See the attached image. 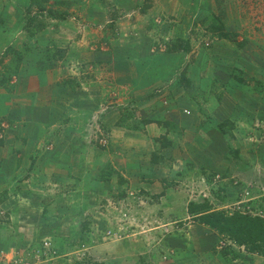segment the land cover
<instances>
[{"label": "rangeland", "instance_id": "obj_1", "mask_svg": "<svg viewBox=\"0 0 264 264\" xmlns=\"http://www.w3.org/2000/svg\"><path fill=\"white\" fill-rule=\"evenodd\" d=\"M17 2L16 0H0V14L3 15V18L0 17V29L1 27L6 29L12 24L13 20L15 21L17 12L14 9ZM201 2L205 6H201L202 8L200 9ZM146 4H151L155 8V12H153L154 19H152L151 27L148 28V31H150L148 34L150 38L158 40L155 42V50H160L158 54H161L157 57L158 63L172 67L175 63L173 57L164 56L167 53L173 52L172 50L168 52L166 47L164 46L163 48V44L159 43V39L162 40L161 38L163 37H171L172 39L169 40L172 41L176 40L177 35L181 40L187 39L190 45V52L193 55L195 54V59H191L189 56L186 57V55L183 58L186 63L185 68H188L186 67L187 64L190 67V69L188 68V73L195 77L188 92L184 93L185 98H187L185 102L192 106L191 108L194 111H196L195 104L200 99L199 92L203 85L200 83L199 76L202 75L203 77L207 72V81L204 84L211 78L208 92L210 99H215L214 95L221 88L223 80L228 81L231 77H237L239 80L243 79L246 81V76L253 75L251 73L253 67L250 59V57H253V53L249 45L250 41L254 40V46L257 47V50L263 51L260 38L264 36V0H146ZM151 6L149 5V7ZM31 12H34L33 7H31ZM212 14L218 18L219 22L221 21L223 24H226V28L229 30L226 34L229 39L221 38L217 31H213L210 28L212 26L210 25ZM44 16L45 14H43L42 18L45 24L44 28H48L54 21L47 23ZM117 17L118 14L114 15L112 19L115 20ZM237 18H240L242 21L239 22ZM235 22L241 24V26H237ZM18 26L14 25L10 29L15 31L18 29ZM116 26H114L113 22L106 25L103 28L105 29V37L98 40L100 41L98 43L95 42L93 37L88 35L89 31H97V27L95 26L80 24L78 33L75 35L76 40H72L74 36L71 38L70 33L62 34V28H59V35L63 36L65 41L64 44L63 42L60 43L61 45L63 44L62 47H57L54 39H49L47 30L42 32L47 37H43V34L39 37V33L37 35L33 34L37 38L34 40H30V36L24 37L22 31L20 33V30H17L18 32H14L15 35L13 36L17 41L14 48L16 51L20 50L24 54L20 62H34V69H52L53 73L51 76L54 75L56 81L61 80L62 83L64 82V84L71 86V88L82 89L83 92H87V86L92 89V84L96 86L97 83L109 81L107 75L101 73L103 72L101 70L104 65L98 66V70L96 71L95 68H97L98 64L94 60H90V62L82 58L78 59L80 52L86 54L88 58L92 51L105 50L112 40H116L112 41L113 43L121 40L119 35L123 33V30L128 31V34L139 35L138 25H134L135 28H132V30L127 24ZM85 29L88 31V34L82 33ZM22 30L26 31L27 29L23 27ZM223 30L224 28L222 27V33H224ZM29 40L34 46L24 43L26 41L29 43ZM42 40L51 41L53 46L50 50H44L41 54L42 56H40L38 48L42 46ZM240 40H244V48L243 45H238L237 42ZM20 42L23 43L19 45ZM6 47L13 48L0 34V59L2 65L9 64V61L15 59L11 51H4V49H7ZM24 47H29L31 54L28 55L24 51ZM203 53L206 56L203 57ZM196 54H199L201 59H197ZM46 55L50 57L45 59ZM86 55L83 56L85 57ZM1 63L0 78L5 76L1 73ZM244 65L249 66L251 71ZM186 69L182 66L179 71L177 70L176 75L172 77L174 78L172 79L173 86L177 85L178 78L176 76L180 74V70L183 72ZM240 74H242V78ZM169 77L170 74H168ZM111 78H113V75H110V83L111 87L114 88ZM157 81L158 77H155L154 84L159 86L158 89L155 88V91L151 93L152 96L144 98L148 101H140H145L146 106L142 109H145L147 113L153 111L152 102L157 100L166 101V94L161 88L164 86L163 82ZM232 83L238 88L235 81H232ZM240 84H243L240 91L244 103L243 107L239 103L236 111L240 109L243 112L249 111V109L252 110L247 114L243 113V117L241 115L238 116L239 113H237L234 121L230 122L232 126L226 132L225 138L229 144L227 146L228 156L232 157L231 160L238 165V168H241L239 164L241 162L237 156L239 152H241L243 157L241 160H247L241 164L245 163L248 168L242 167L243 169L238 171L237 175L234 176V179H237L236 184L232 183L233 179H229L232 185L240 184L241 187L235 189L231 194L225 195V189L221 188L218 184L222 179L219 174L211 178L208 174L204 175L206 173H203V175L209 178L211 185L209 187L204 185L199 169L201 164L195 163L192 160L193 154L185 145L190 144V140L193 141L191 139L192 134L187 133V137L177 135V133L170 134L165 129L167 127L166 124L170 122L165 120L160 121L161 125H163L161 128L163 137L156 145L168 144V149H179L181 147L184 149V152H188L186 154L187 160L191 162L190 164H194V169L190 173L184 171L185 173L182 175L181 173L174 175V173L170 172L167 178H158L159 181H163V184L156 181V185L151 186V191L148 188L137 189L133 187L129 189V187H126L119 189L115 195L102 201L100 200L103 199L101 197L97 196L93 198V192L88 187L85 188L83 182L86 184L87 181H92L94 177L91 173L92 163L89 161L91 160L92 151L98 152V157L94 155L92 161L95 164L101 165L99 152L105 150L109 145V134H107L104 128L103 116L109 112H116L117 114L120 112L123 114L122 117L126 116L129 118V114L134 111L135 116L140 117L137 113L139 109L135 105V101L128 98L123 100L120 93L119 99L123 100V104L119 105L117 104L119 100L117 92L113 91L111 92L114 94L112 98V94L106 96V105H100L98 107L100 109L97 108L98 110L88 115L83 123L84 128H82V132L74 131L76 137L69 136L70 139H67L65 135L60 140L52 141L50 139L48 141L50 137L49 132L45 141V148L48 152L69 150L66 153L68 158L70 155L79 158V171L76 176H78L77 179L80 181L79 187L82 189L83 194L81 204H78L79 212L74 216V209L70 208L67 201L69 199L68 195H66L67 191L59 188L55 194H63V201H61L60 206L61 211L56 212L53 218L43 219V224L38 230L36 229L35 235L29 232L17 234L11 231L9 233V229H6L4 226L0 227V264H6L7 261L16 258H25L29 264H50L51 260L59 257H62V259L66 258L68 264H114V261L110 260V256L113 255L117 258L115 259V264H214L216 258L214 255H210L209 252L200 254L199 252H193V250L188 252L180 249L181 246L183 248L188 247L191 242L198 241L199 243H203L199 237L201 231H195V228L198 227L197 224L189 219L185 213V207L189 201L207 199L212 203L214 208H220L225 212L235 210L264 218V108L257 110L256 102H258L257 97L260 93L254 91L250 83L247 84L243 81ZM206 86L208 85L206 84ZM191 89L193 90L191 91ZM196 91L197 93H195ZM191 92L194 95H191ZM149 97L154 98L148 99ZM178 99L180 98L178 97ZM190 99L192 102H190ZM108 101H110V104H107ZM189 105L187 106L188 108ZM162 106H165V103H162ZM195 115L198 119L202 116V113L200 112V115H198L195 112ZM129 122L126 121L125 123ZM2 128H6V125H3V123ZM55 130L52 133H57V130ZM146 139L144 142L147 144L153 137L149 133ZM130 140L132 141V139ZM130 145L137 147V144H133L132 142ZM70 147L72 148L70 149ZM75 148L78 151H74ZM141 148L144 149L143 144ZM230 151L235 154L232 155ZM250 159L251 162L249 161ZM76 160L73 161L75 162ZM69 162L70 160L67 161V163ZM248 162L249 164H247ZM31 175L35 177V181L31 180L29 184L31 185V189L35 191L37 186H41L39 181H45L41 178L44 173H40L39 176L38 173L32 174L28 172L27 176L31 177ZM45 177L46 175H44ZM49 177H53V174L51 173ZM153 180V178L147 180L148 186L153 183ZM89 192H91V196H89ZM74 195L76 196V194ZM2 214L3 212L0 209V223L5 224L7 220L2 217ZM64 220L71 222L69 227H66V231L63 227L65 225L62 224ZM193 233H197V237ZM211 237L210 235L208 238L210 239ZM32 239H35V242L31 244ZM42 242H49L50 246L54 247L57 252L55 257L50 259L48 257L46 260L36 262L32 255L27 256V254H29V250L39 247ZM211 242L212 240L208 241L207 247L211 246ZM173 248L175 249L173 250ZM123 254H125L127 259L134 258L135 261H126L124 263L122 259H118ZM76 259L78 260L76 261Z\"/></svg>", "mask_w": 264, "mask_h": 264}, {"label": "crops", "instance_id": "obj_2", "mask_svg": "<svg viewBox=\"0 0 264 264\" xmlns=\"http://www.w3.org/2000/svg\"><path fill=\"white\" fill-rule=\"evenodd\" d=\"M16 1L18 2L14 9L15 12H17L15 21L13 20L12 24L6 29H4V27L0 29L1 37L6 40L13 49L17 42L16 38L13 37L15 35L14 32L20 30L22 26V13L27 8L29 9L30 6L34 9L43 8L54 14H63V20H53L54 22L51 26L44 28V30L39 33L40 37L43 34L42 32L47 30L50 37L49 39H54L55 45L57 43V47H62L65 43L64 37L59 35V28H62V34L70 33L71 38L74 36L72 40H76L75 35L78 33L80 24L97 27V31H89V34L86 29L82 31V33L85 32L93 37L97 43L100 42L98 40L105 37V29L103 28L110 22H113L114 26L127 24L131 30L135 28L134 25H138L139 35H132V33L128 34V31L123 30V33L119 35L121 40L116 43L112 42L116 40H112L105 50L92 51L88 58L86 54L80 52V57L78 59L82 58L85 59V61L94 60L98 64L97 68L94 66L96 71L98 70V66L104 65L105 68H102L101 71L103 72L101 73L107 75L109 81L106 83H97L96 86L92 84V89L87 86V92H83L82 89L71 88V86H67L64 82L62 83L61 80L56 81L54 75L51 76L53 73L52 69H34V62L12 63L9 61V64H7L11 67L9 73H12L13 76L0 85V119L8 123L7 125V123L3 122L6 128H4L5 131L0 134V209L3 212L2 217L7 220L5 224L0 223V227L4 226L6 229H9V233L11 231L17 234L29 232L35 235L43 224V219L53 218L56 212L61 211L60 206L61 201H63V194H55L59 188L67 191L66 195H68L69 198L67 201L70 208L74 209V216H76L79 212L78 204H81L83 196L82 189L79 187L80 181L77 179L78 176H76L79 171V158L72 155L68 158L66 153L69 150L48 152L45 148V141L49 134L50 137L48 141H50V139L52 141L60 140V138H64L65 135L67 139H70L69 136L73 138L76 137L74 131L82 132V128H84L83 123L88 115L100 109L98 108L100 105H106L105 98L108 94H112L111 92L113 91L117 92L118 99L121 93L123 100L128 98L135 101V105L138 106L137 108L139 109L137 113L140 115V118L144 120L149 119V122L144 123L141 128L135 127L133 130H130V128L124 124L127 120H124V123L121 121L123 120L121 119L123 114L120 112L118 114L116 112H109L103 116V125L107 134H109V145L105 150L99 152L101 165L98 163L95 164L92 161L94 155L98 157V152L92 151L91 160L89 161L92 163L91 173L94 177L92 181H87L86 184L83 182V186L85 188L88 187V189L93 192V198L98 196L103 198L100 199L102 201L105 198H110L112 195H115L119 189L126 187H129V189L133 187L137 189L148 188L151 191L150 188L152 185H156V181L163 184V181H159L158 178H167L170 172L174 173V175L177 173H181L182 175L185 172L190 173L191 169H194V164H191L192 167L189 169L188 164L191 162L187 160L186 154H188V152H184V149L181 147L179 149H168V147L156 145L163 137L161 132L163 125H161L160 121L165 120L170 122L166 124L167 127L165 128L170 134L177 133V135L186 137L187 133L192 134L191 139H193V141L190 140V144H185L188 150L193 154L192 160L195 161V163H200L201 165H199L205 168L204 171H206L207 174H211V178L219 174L222 179L218 184L221 188L225 189V195H229L235 191V189L241 187L240 184L234 186L232 183L236 184L237 179L235 180L234 176L237 175L238 171H241L243 168H248L245 163L243 165L241 164L247 160H241L243 157L241 152H239L237 156L241 162L239 163L241 168H238V165L228 156L225 142L220 141L221 138L212 129L210 123H205L206 120H204V117H207L215 123L223 120L233 122L237 113H239L238 116L241 115V117H243V113L247 114L251 111L252 109L246 112H243L241 109L236 111V108L239 107V103L240 105L242 104L243 107L244 100L240 91V87L242 88L243 86L237 84L240 86L237 88L232 83V81L238 79L237 77H231L228 81L223 80L221 82V88H219L214 95L215 99H210L208 87L211 78L206 83L208 86H206V84H204L208 76L206 72L203 77L202 75L199 76L200 83L203 85L199 92L200 99L197 101V104H195L196 111H194V109L191 108L192 106L185 102L187 98H185L184 93L186 91L188 92L195 77L188 73L190 67L187 64L186 67L189 69L185 68L186 63L183 58L186 55V57L189 56L191 59H195V54L193 55L190 50L186 53L180 51L167 53L164 55L165 57H173L175 59L174 66H166L158 63L157 57L161 55L158 54L160 50H155V42L158 40L150 38L148 34L150 32L148 28L151 27L152 19H154V6L152 7L151 4H149L151 7L146 9L147 11H145L144 14H140L138 9L142 4V0ZM201 6H205V4L201 2L200 9L202 8ZM116 14H118L120 18L117 17L115 20L112 19ZM0 17L3 18V15L0 14ZM237 19L239 22L242 21L240 18ZM235 23L237 26H241V24ZM14 25H19L17 27L18 31L10 29ZM226 27V24H223L224 33L229 31ZM22 34L24 37L29 36L26 33ZM43 37L47 36L43 34ZM176 37L179 36L177 35ZM29 39L34 40L37 38L36 36H30ZM161 39L162 40L159 39V43L161 42L164 48V44L167 45L166 41H171L169 39L172 38L163 37ZM30 40V44L27 41L24 43L34 46ZM260 40L263 49L262 52L258 51L257 47L254 46V40L250 41L249 48L252 49L251 52L253 53V57H250V59L253 71H251L249 66H244L250 70L253 75L246 76V81L242 79V82L244 81L247 84L250 83L252 89L260 93L257 97L258 102H256L257 110L264 108V36H261ZM61 42H63L62 45L60 44ZM243 42L244 40H240L237 43L239 45ZM22 43L23 42H20L19 45ZM44 44L43 42V45ZM41 49L42 48H38L39 52ZM29 54H31V52L28 50V55ZM83 55L86 56L84 57ZM196 55L197 59H201L199 54ZM204 56L206 55L203 53V57ZM179 65L181 68L183 66L184 69H186L183 71L185 81L180 82L177 79V85L173 86L172 79L174 78L172 77L176 75L177 70L179 71V69H181ZM179 73H182V70H180ZM168 74H170L169 78ZM110 75H113L111 80L114 88L111 87ZM6 76L7 73L3 78ZM240 76L242 78V74H240ZM155 77H158L157 82H163L164 86L161 88L166 94V101L157 100L152 102L153 111L147 113L145 109H142L146 106L144 102L147 99L144 98L152 96L151 93L155 91V88L158 89L159 86L154 84ZM165 79H167V81H165ZM186 81L188 83H186ZM230 88L232 89L230 90ZM192 90L193 89H191V91ZM195 93H197V91ZM191 95H194V93ZM113 96L114 94H112L111 98ZM178 97L180 99H178ZM150 98L154 97H149L148 99ZM122 99H119L117 104L122 105ZM141 100L145 101L140 102ZM190 102H192L191 99ZM162 103H165V106H162ZM107 104H110V101H108ZM188 105L189 108L187 107ZM195 112L198 115H200L201 112L202 116L197 119ZM207 122L209 121L207 120ZM206 124H208L207 128ZM55 129L57 133L54 134L52 132ZM149 133L153 139L146 144L144 141L147 140L146 136L149 135ZM207 137H209L208 139H210L211 143L215 138V140L220 141L222 146L207 145L206 142H204L207 141ZM195 138L199 141L201 139V141L197 142ZM130 139H132V141ZM131 142L137 144V147L130 145ZM142 144L144 149L141 148ZM71 148L72 147H70V149ZM75 150H77V148H75L74 151ZM225 156H228V158ZM68 160H70L69 163H67ZM73 160L76 161L74 162ZM249 161L251 162V159ZM247 164H249V162ZM28 172L32 174L38 173L39 176L40 173L46 175V179L44 175L41 176L45 181L42 182V180H40L41 186H37L35 191L31 189V185L29 184L31 180L35 181V177L33 175L28 177ZM51 173L53 177H49ZM201 175L204 185L209 187L211 183H207V179L202 173ZM152 178L154 179V184L152 183L148 186L147 180H151ZM229 179H233L232 183ZM91 192H89V196H91ZM74 194H76V196ZM88 202L90 203V201ZM31 223H33V225H31ZM62 224L65 225L63 227L66 231V227H69L71 222L64 220ZM195 231H201L199 237L202 239L203 243H199L198 241L191 242L188 247L183 248V246H181L180 249L188 252L193 250V252H199L200 254L209 252L210 255H214L211 253L212 250L210 247H207L209 241L207 235L210 234L212 236L211 232L199 226L195 228ZM195 237H197V233ZM33 242H35V239H32L30 243L32 244ZM189 247L190 249H188ZM174 249L175 248H173V250ZM234 249L242 256V259L240 257L234 259L226 257L225 261L224 259L219 261L217 256L214 255L216 258L214 264H264V259L254 255L246 256L243 254L242 250L238 248H233V250ZM115 259L117 258L114 255L110 256V260L114 261V264ZM118 259H122L124 263L126 261H135L134 258L127 259L125 254L119 256ZM110 260L108 259V261ZM51 261L50 264H68L67 259H62V257Z\"/></svg>", "mask_w": 264, "mask_h": 264}, {"label": "trees", "instance_id": "obj_3", "mask_svg": "<svg viewBox=\"0 0 264 264\" xmlns=\"http://www.w3.org/2000/svg\"><path fill=\"white\" fill-rule=\"evenodd\" d=\"M149 8V5L146 4V0H144L141 4V6L138 9V12L140 14H144L146 9ZM43 14H45L44 18L46 17V22L49 23L53 20H63V14H54L48 10H45L43 8H36L34 9V12H31V6L29 9L27 8L22 13V26L20 27V30L22 33H26L29 36H34L33 34L41 33L43 30L45 24L44 21H42ZM210 28L213 31H217V33L220 35L221 38L229 39L228 35L225 33H222V27L223 22H219L218 18L212 14L211 16V24ZM23 27H26V31H23ZM182 41V42H181ZM43 42L45 43L43 45ZM244 43V42H243ZM242 44H239V46H242ZM182 44V45H181ZM42 46L39 48H42L40 50V56H42V52L44 50H50L53 46L52 42L49 40L42 41ZM169 45V46H168ZM166 47V50L170 52H188L190 49V45L188 43V40H181L179 37L176 38L175 41L167 42V45L164 44ZM28 50L31 51L30 48L24 47V51L28 53ZM4 51L10 52L15 58L14 60H11L12 63H17L21 61V57L24 56L23 53L19 51H16L15 48H7ZM50 56L46 55L45 59L49 58ZM1 63V59H0ZM1 73L5 74L7 73V76L5 79L3 77L0 78V85H2L4 82L8 81L10 77L13 76L12 73H9L11 71V67L9 65H2L1 63ZM180 82L185 81L184 79V72L180 73L178 76H176ZM6 80V81H5ZM237 84H240L242 80L237 79L235 81ZM186 83H188L186 81ZM256 83V82H255ZM243 86V84L241 85ZM240 87V86H238ZM241 89V87H240ZM126 117V116H125ZM121 117V120L124 123V120L130 121L129 123H124L129 126L130 130H133L135 127H142L144 123H148L149 119H143L139 116H135V113L129 114V118ZM125 118V119H124ZM205 123H210L212 129L218 134V136L222 139L220 141L225 142L226 148L228 146V141L225 138L226 132L231 128L232 124L228 120H223L221 122H214L209 120L207 117H204ZM207 120L209 122H207ZM7 123L5 120L0 119V134L4 132V129L2 128V123ZM8 125V123H7ZM208 127V124H206V128ZM209 137L206 138L207 145L212 144L216 146H222L220 141L213 140V142H210ZM197 142L200 141L195 138ZM220 143V144H219ZM168 147V144H161L160 145ZM231 152V151H230ZM232 155H234V152H231ZM227 155V154H226ZM228 158V156H225ZM232 158V157H230ZM189 165V169L192 167L191 164ZM188 169V170H189ZM201 173H206L204 175H207V172L204 171V167H199ZM192 170V169H191ZM178 174V173H177ZM208 176H211V174H208ZM215 176V175H214ZM213 176V177H214ZM207 179V183H211L209 181V178L205 177ZM185 212L189 219H191L193 222L197 224L199 227H204L207 229V231L211 232L212 237L208 240H212L210 249L213 251L214 255L217 256V259L221 261L222 259L228 257L229 259H234L237 257H240L242 259V256H240L237 252V250H233V248H238L239 250H242L243 254L246 256H257L262 259H264V218L260 216H252L246 213H242L241 211H231V212H225L221 210L220 208H214L212 206V203L208 201L207 199H201V201H189L186 204ZM194 247L193 245H191ZM191 247V248H192ZM233 247V248H232Z\"/></svg>", "mask_w": 264, "mask_h": 264}, {"label": "built area", "instance_id": "obj_4", "mask_svg": "<svg viewBox=\"0 0 264 264\" xmlns=\"http://www.w3.org/2000/svg\"><path fill=\"white\" fill-rule=\"evenodd\" d=\"M56 250L54 247H51L49 242H42V244L37 247L36 249L29 250V254L27 256L32 255V257L36 260V262H41L43 260H46V258L49 257H55ZM78 259H76L77 261ZM6 264H29L25 258H16V259H11L7 261Z\"/></svg>", "mask_w": 264, "mask_h": 264}]
</instances>
